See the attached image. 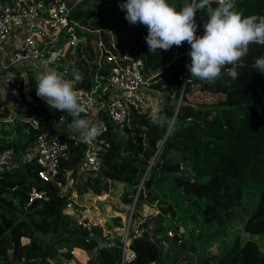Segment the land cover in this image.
I'll return each instance as SVG.
<instances>
[{
  "label": "trees",
  "instance_id": "trees-1",
  "mask_svg": "<svg viewBox=\"0 0 264 264\" xmlns=\"http://www.w3.org/2000/svg\"><path fill=\"white\" fill-rule=\"evenodd\" d=\"M169 2L180 10L191 0ZM120 4V0H96L92 8H79L74 17L111 28L117 43L142 58L145 71L153 74L150 87L162 91L161 104L154 116L146 113L135 118L133 130L120 133L110 128L105 133L109 147L93 173L78 171L83 147L72 145L59 162L56 180L65 184L68 172L81 178L76 183L79 192L90 189L100 198L110 183H125L128 188L122 201L131 204L135 200L132 221L143 203H157L159 210L150 217L155 226L147 230L145 218L137 234L129 227L126 247L120 236L99 247L88 236L102 237V227L83 226L64 212L65 198L59 195L58 182L41 179L36 159L27 156L34 131L18 127L14 140L0 144L12 147L18 158H27L23 165L0 174V264H53L55 258L61 264L77 260L72 251L80 254L82 249L95 251L87 264H176L189 252H199V264H264L260 248L264 246V73L254 67L255 60L264 57V45H249L237 68L238 79L222 70L220 79L208 83L191 78L190 44L150 53L144 43L147 27L130 24ZM236 7L246 17L264 14V0H236ZM195 19L197 36H203L207 13L198 11ZM76 33L78 39L85 38L78 43L87 46L98 38L79 28ZM28 83L29 104L34 108L36 100H44L36 95L32 73ZM201 94L216 98L195 103L188 98ZM43 107L50 108L47 103ZM61 113L72 121L67 112L58 110L43 117L51 124ZM32 185L44 189L45 196L29 203ZM186 187L190 190L185 191ZM112 222L123 226L120 216L112 217ZM178 223L184 227L180 234ZM215 223L214 230L205 232L207 225ZM172 228L176 232L170 235ZM22 237L27 240L23 242ZM211 243L218 246L214 253L208 249ZM127 251L133 253L129 258Z\"/></svg>",
  "mask_w": 264,
  "mask_h": 264
},
{
  "label": "built area",
  "instance_id": "built-area-1",
  "mask_svg": "<svg viewBox=\"0 0 264 264\" xmlns=\"http://www.w3.org/2000/svg\"><path fill=\"white\" fill-rule=\"evenodd\" d=\"M94 1L73 0L67 3L65 0H1L0 67L8 78L13 82L19 70L42 69L56 71L71 80L72 73L63 61L67 56L65 54L78 39L76 29L83 28L81 20L76 19L74 14L79 8H92ZM62 33L65 44L54 48L53 44L58 42ZM97 44L102 65L99 64L92 73L91 86L76 90L82 102L88 106L82 117L97 124L101 134L87 140L82 139L79 132L69 129L71 121H67L60 131L55 132L51 125L41 124L37 117L23 120L34 131L33 145L28 148L27 156L36 159L39 166L37 174L44 181H57L59 162L72 145L83 147L79 172L93 173L98 170L103 162V153L110 143L105 133L110 128L120 133L133 130L135 118L146 113L149 115L152 97L162 100V91L150 87L153 74L145 71L142 58L134 57L127 48L114 41L104 44L98 40ZM13 98L16 103L22 100L17 92ZM14 159L15 151L12 147H0V174L12 169ZM57 182L59 195L65 198L64 208L71 206L70 192L66 186L68 180L65 184ZM44 196V189L32 185L28 201L32 203Z\"/></svg>",
  "mask_w": 264,
  "mask_h": 264
},
{
  "label": "clouds",
  "instance_id": "clouds-1",
  "mask_svg": "<svg viewBox=\"0 0 264 264\" xmlns=\"http://www.w3.org/2000/svg\"><path fill=\"white\" fill-rule=\"evenodd\" d=\"M218 6L213 8L212 4ZM126 10L125 19L130 24H143L148 29L146 43L150 53L169 50L173 46L191 45L188 65L191 78L215 83L226 70L232 79H238L239 62L247 54L249 45H264V16H244L237 10L236 0H191L180 10L169 0H126L120 4ZM204 10L208 19L204 24L203 36H197L196 14ZM257 71L264 73V57L254 62ZM72 79H65L53 70L37 73L36 95L51 109L67 112L72 121L68 125L79 132L82 139L91 140L101 134V128L83 118L88 106L82 102L75 84L81 80L78 72ZM8 81H0L7 84ZM7 88L0 89L6 95ZM163 124L165 121H159Z\"/></svg>",
  "mask_w": 264,
  "mask_h": 264
},
{
  "label": "rangeland",
  "instance_id": "rangeland-1",
  "mask_svg": "<svg viewBox=\"0 0 264 264\" xmlns=\"http://www.w3.org/2000/svg\"><path fill=\"white\" fill-rule=\"evenodd\" d=\"M173 6V2H169ZM105 16V14H104ZM105 21L107 22V19L105 18ZM96 20H91L90 22H85V28H90L92 31H96L99 29V31H96L99 35V40H102L104 44H109L110 41H115L114 39V33L113 30L109 27H101ZM132 36H134L132 34ZM146 40L144 39V43ZM147 44V43H146ZM62 47V46H60ZM167 51H170L167 50ZM71 50H69L65 56V60L63 61L64 64L67 65L68 71L70 73L78 72L81 74V70L83 66H86L88 69V72L84 74L87 77H90L89 73H91L90 67L91 65L87 63V61L93 57V55L98 53V48L95 44V42L91 41L89 46L79 44L77 50L71 55ZM171 56V54H170ZM172 59H176V57H172ZM97 60V59H96ZM89 66V67H88ZM70 67V68H69ZM13 68H10L12 70ZM3 68L0 67V80L3 81L4 79L8 78L7 73L3 72ZM151 76V75H150ZM93 75H91V78ZM14 85L15 82L13 83ZM29 86V83H28ZM19 91V93L17 92ZM18 93L20 96L23 95L26 100L31 99V94L27 92V83L20 82L17 87L14 89H8L6 92V96L9 98L10 101H14L13 94ZM22 97V96H21ZM189 100L195 103L196 101H210L212 99H215L216 97H208L203 94L193 97L188 96ZM174 102H178L179 99H173ZM161 101L158 100V107L160 106ZM5 113V112H4ZM1 121V120H0ZM68 182L66 186L68 187V193L69 199L72 202V205L69 207L64 208V212L72 214L74 219L82 224L83 226H90L92 224H98L102 227V239L105 240L107 243L112 242L113 238L116 236H120L121 240H125L126 231L128 235V229L129 227L132 228L133 232L137 234L142 229L140 226V222L146 218L148 220L147 230H151L155 226V222L153 221L151 216L155 215L156 212H158V204L155 203L153 205L143 203L139 209V215H137L133 221L131 219L132 212L134 209L133 202L131 204L124 203L122 201L121 195L123 192L128 188L125 183L121 182H113L109 184V188L106 192L101 193L104 195V197L100 198V194H95L92 190L88 189L83 192H79L78 187L76 183L81 182V178H74L73 176H70L69 173L66 176ZM97 199H102L104 201L100 202V204L96 205L95 202ZM114 216H120L121 222L123 223V226H116L113 225L112 217ZM177 225V234H180L184 227L178 223ZM217 224H213L212 226L207 225L206 228H204L205 232L214 230ZM174 232H176V228H172L169 230V234L172 235ZM256 239L260 241L262 239L261 235L257 236ZM27 238L22 237V241L25 242ZM129 239H126V245L128 244ZM125 245V247H126ZM260 248L264 250V246L261 244ZM209 252H216L218 249V246L216 243H211L208 247ZM73 254L76 256L77 260L71 259L70 261H61V264H87L90 257L94 255V250H81L80 254H76L74 250L72 251ZM133 253L130 251H127L126 257H130ZM53 264H60V259L55 258L51 260ZM176 264H199V252H189L187 255L180 256L176 262ZM12 264H23V262H14Z\"/></svg>",
  "mask_w": 264,
  "mask_h": 264
},
{
  "label": "crops",
  "instance_id": "crops-1",
  "mask_svg": "<svg viewBox=\"0 0 264 264\" xmlns=\"http://www.w3.org/2000/svg\"><path fill=\"white\" fill-rule=\"evenodd\" d=\"M65 1L67 3L73 2V0H65ZM81 25L83 26V28H81L82 31H88L91 34L95 33L98 36L97 40L92 39V41L95 42V44L98 48L97 41L99 40V35L97 34L96 31H99V29H97L96 31H92V29H90V28H85V22H83V21H81ZM99 28L101 29V27H99ZM83 39H85V38L81 37L80 39H77L76 45H73V47L70 48L71 52L68 55H71L72 52L74 53L77 50L79 44L86 45L84 43H78V40L82 41ZM64 44H65V38H64V34L62 33L59 35L58 42L54 43L53 46H54V48H58L60 46H63ZM73 53H72V56H73ZM64 60H65V58H64ZM101 61H102L101 53L99 52V49H98V53L96 55L94 54L93 57H91L87 61V63H89L91 65V67H90L91 73H89L90 77H87L84 75L88 72V69L86 66H83L82 70L80 71L81 72V74H80L81 80L79 82H76V88H87V87L91 86V84H92L91 75L97 69L99 64L102 65ZM66 68H67V65H66ZM40 72H43V70L42 69L19 70L17 72L16 76H14L13 82L9 78L4 79L3 81H8V82L6 85L0 84V89H3L6 87L7 91H8V89L12 90L15 87H17V85H19L20 82H22V83H27V91L29 92V86H28V75H29V73L33 74V79L35 80L36 74L40 73ZM14 82L16 85L13 84ZM35 88H36V80H35ZM17 92L19 93V91H17ZM21 96H22L21 102L16 103L15 101H10L6 95L4 96L3 94H0V120H1L0 121V144L8 143V142L14 140L18 136V133H19L18 127H21L23 129V131H25V132H30V131L33 132V130L30 128V126L28 124H26L25 122H23L24 119L30 118V117H37L41 124H49V123H46L43 115L54 114L55 109L43 107L44 104L46 103L45 101H39V102H45V103H43L40 106H37V104H35L34 108H31V106L29 104L30 101L26 100L23 95H21ZM36 101H38V100H36ZM151 103H152V108H151L150 113H149L150 117L154 116L155 112L158 109V98L152 97ZM28 110H32V113L28 114L27 113ZM66 122H67L66 114L61 113V114H59L58 118L53 119L52 123L49 125H51L53 127V130L55 132H57V131H60L64 127ZM33 141H34V135H33V138L31 139V145H33ZM25 158L23 156H21V158H18V153L15 152V159H14V162L12 164L13 168L18 166V165H23L26 162Z\"/></svg>",
  "mask_w": 264,
  "mask_h": 264
},
{
  "label": "water",
  "instance_id": "water-1",
  "mask_svg": "<svg viewBox=\"0 0 264 264\" xmlns=\"http://www.w3.org/2000/svg\"><path fill=\"white\" fill-rule=\"evenodd\" d=\"M76 42H77V40L74 41V45H76ZM35 103H36L38 106H40V105H42V104L45 103V102L35 101ZM174 117H175V114L173 115V117H172V119H171V123H172V121L174 120ZM171 123H170V124H171ZM169 127H170V126H169ZM162 141H163V140H162ZM149 166H150V164L148 165V167H149ZM145 174H146V173H145ZM145 174H144V175H145ZM143 178H144V177H143ZM184 190H185V191H189V190H190V187H186ZM205 194H207V193H205ZM102 201H104V200H102V199H97L96 202H95V204L98 205V204H100V202H102ZM133 201H135V200H133ZM133 204H134V202H133ZM125 234H126V236L124 237L125 240L123 241V247H125V245H126L127 231H126ZM88 238H89V239H95V240L97 241L99 247H102V246H104V245L107 244V242L104 241V240L101 238V236H99V235L90 234V235L88 236ZM124 249H125V248H124ZM73 258H74V259H77L75 255L73 256ZM4 264H8V263H7V262H4Z\"/></svg>",
  "mask_w": 264,
  "mask_h": 264
}]
</instances>
